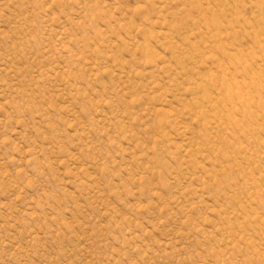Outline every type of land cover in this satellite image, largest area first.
Returning <instances> with one entry per match:
<instances>
[{
  "label": "rangeland",
  "instance_id": "374dc122",
  "mask_svg": "<svg viewBox=\"0 0 264 264\" xmlns=\"http://www.w3.org/2000/svg\"><path fill=\"white\" fill-rule=\"evenodd\" d=\"M0 264H264V0H0Z\"/></svg>",
  "mask_w": 264,
  "mask_h": 264
}]
</instances>
